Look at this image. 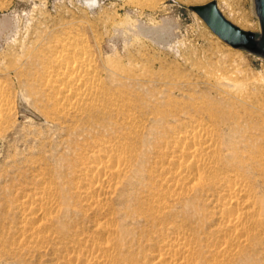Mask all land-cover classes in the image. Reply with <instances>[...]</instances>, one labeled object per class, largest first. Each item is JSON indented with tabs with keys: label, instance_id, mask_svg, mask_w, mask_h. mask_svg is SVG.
<instances>
[{
	"label": "rangeland",
	"instance_id": "374dc122",
	"mask_svg": "<svg viewBox=\"0 0 264 264\" xmlns=\"http://www.w3.org/2000/svg\"><path fill=\"white\" fill-rule=\"evenodd\" d=\"M205 1L0 0V83L8 87L13 103L10 123L0 135V264H62L68 240L103 224L102 214L87 207L79 188L85 141L130 143L140 152L104 210L115 213L111 220L118 229L119 264H148L155 251L158 238L153 233L159 224L152 200L164 192L158 180L161 165L155 161L168 163L163 149L174 136L172 126L194 118L214 128L224 148L231 140L228 147L255 153L247 130L215 125L210 113L215 103L225 114H238L243 124L264 120V55L218 37L190 7ZM215 1L239 26L246 17L249 26L243 28L259 35L255 0ZM68 34L87 39L104 91L126 103L117 112L91 115L99 119L79 127L75 122L82 121L59 114L46 85L49 46L57 40L70 42L64 39ZM221 77L233 84L221 86ZM128 113L137 116V135L125 121ZM41 176L54 182L59 195L61 211L52 223L58 236L47 250L30 244L21 253L9 251L7 232L20 219L13 207L21 195L42 187ZM191 202L175 209L193 226H201L205 240L203 233L211 225L207 200ZM210 260L203 252L193 264ZM232 264H264V245L249 247Z\"/></svg>",
	"mask_w": 264,
	"mask_h": 264
},
{
	"label": "bare ground",
	"instance_id": "6f19581e",
	"mask_svg": "<svg viewBox=\"0 0 264 264\" xmlns=\"http://www.w3.org/2000/svg\"><path fill=\"white\" fill-rule=\"evenodd\" d=\"M239 22L242 27L249 26L246 17ZM64 39L71 41L57 40L50 44V68L46 74L47 89L54 93L59 114L72 121H82L75 122L79 127L99 119L91 116L93 114L102 116L125 107L123 100L104 91L87 39L74 34H68ZM217 79L221 86L233 84L224 77ZM7 88L0 83V135L10 123L13 110ZM212 108L215 112L210 116L216 117L215 125L226 127L231 124L234 129L248 131L255 153L228 147L233 144L231 140L224 148L214 128L198 124L194 118L180 120L172 126L176 128L172 132L174 136L163 149L168 153V163L155 161L161 165L158 180L164 192L152 200L156 207L154 220L159 226L153 233L158 241L148 264L198 263L203 252L210 255L209 264H232L249 247L264 245V191H261L264 187V120L243 124L238 120V114H225L226 110L215 103ZM220 110L222 114L217 115ZM87 112L92 113L86 116ZM228 117L233 119L229 121ZM125 121L137 135L138 130H134L136 114L128 113ZM83 145L86 163L81 170L79 188L87 207L102 214L103 224L95 223L68 240L66 247L69 250L62 264H119V235L117 225L113 223L115 213L104 210L125 183L140 152L132 144L118 141L108 144L85 141ZM39 180L42 187L21 195L13 207L20 213V219L7 232L11 237V240L8 238L11 241L9 251L21 253L30 244L47 250L48 243L58 236L52 224L54 216L61 211L57 188L44 176ZM198 197L201 202L207 200L210 214L211 225L203 233L205 240L200 235L201 226H193L175 209L176 204L185 206ZM188 206L191 211L192 205ZM167 219L171 222L163 226Z\"/></svg>",
	"mask_w": 264,
	"mask_h": 264
},
{
	"label": "water",
	"instance_id": "95a60500",
	"mask_svg": "<svg viewBox=\"0 0 264 264\" xmlns=\"http://www.w3.org/2000/svg\"><path fill=\"white\" fill-rule=\"evenodd\" d=\"M190 7L204 20L208 27L222 40L232 46H242L264 55V0H255L260 33L243 28L227 18L215 0L191 4Z\"/></svg>",
	"mask_w": 264,
	"mask_h": 264
}]
</instances>
